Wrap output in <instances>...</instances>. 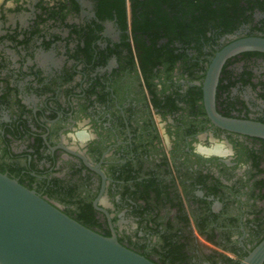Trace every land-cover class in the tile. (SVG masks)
<instances>
[{
    "label": "flooded vegetation",
    "instance_id": "af4514ba",
    "mask_svg": "<svg viewBox=\"0 0 264 264\" xmlns=\"http://www.w3.org/2000/svg\"><path fill=\"white\" fill-rule=\"evenodd\" d=\"M245 39L264 0H0V173L155 264H240L264 240V138L217 125L204 85ZM213 104L264 126V52L225 60ZM209 134L235 157L195 155Z\"/></svg>",
    "mask_w": 264,
    "mask_h": 264
},
{
    "label": "water",
    "instance_id": "95a60500",
    "mask_svg": "<svg viewBox=\"0 0 264 264\" xmlns=\"http://www.w3.org/2000/svg\"><path fill=\"white\" fill-rule=\"evenodd\" d=\"M264 52V40L245 39L217 54L204 85L210 118L219 126L264 138V126L222 118L214 108L223 63L242 51ZM0 264H155L70 218L37 193L0 173ZM240 264H264V240Z\"/></svg>",
    "mask_w": 264,
    "mask_h": 264
},
{
    "label": "clouds",
    "instance_id": "9594fccd",
    "mask_svg": "<svg viewBox=\"0 0 264 264\" xmlns=\"http://www.w3.org/2000/svg\"><path fill=\"white\" fill-rule=\"evenodd\" d=\"M91 135V133H90ZM216 146H221L223 151H216ZM194 154L199 155L204 159H211L213 157L220 159H229L235 157V149L229 145L228 141L220 137L217 139L214 135L209 134L208 143L200 141L194 145L193 148ZM243 167V165H242Z\"/></svg>",
    "mask_w": 264,
    "mask_h": 264
}]
</instances>
